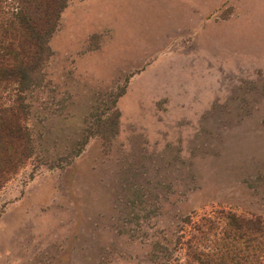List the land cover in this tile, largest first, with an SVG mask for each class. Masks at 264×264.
Wrapping results in <instances>:
<instances>
[{
    "label": "rangeland",
    "instance_id": "rangeland-1",
    "mask_svg": "<svg viewBox=\"0 0 264 264\" xmlns=\"http://www.w3.org/2000/svg\"><path fill=\"white\" fill-rule=\"evenodd\" d=\"M47 46L0 264H157L187 214L264 220V0H68Z\"/></svg>",
    "mask_w": 264,
    "mask_h": 264
},
{
    "label": "trees",
    "instance_id": "trees-1",
    "mask_svg": "<svg viewBox=\"0 0 264 264\" xmlns=\"http://www.w3.org/2000/svg\"><path fill=\"white\" fill-rule=\"evenodd\" d=\"M67 1L0 0V186L33 154L26 98L39 87L47 39ZM178 219L179 256L157 264H264L260 216L216 210Z\"/></svg>",
    "mask_w": 264,
    "mask_h": 264
}]
</instances>
